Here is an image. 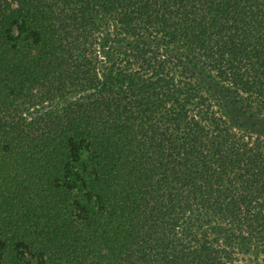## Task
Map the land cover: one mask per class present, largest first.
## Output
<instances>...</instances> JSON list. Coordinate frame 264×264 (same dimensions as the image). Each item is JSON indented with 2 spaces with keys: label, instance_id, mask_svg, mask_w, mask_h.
Instances as JSON below:
<instances>
[{
  "label": "trees",
  "instance_id": "trees-1",
  "mask_svg": "<svg viewBox=\"0 0 264 264\" xmlns=\"http://www.w3.org/2000/svg\"><path fill=\"white\" fill-rule=\"evenodd\" d=\"M232 107L264 115V0H0V264H264Z\"/></svg>",
  "mask_w": 264,
  "mask_h": 264
},
{
  "label": "rangeland",
  "instance_id": "rangeland-1",
  "mask_svg": "<svg viewBox=\"0 0 264 264\" xmlns=\"http://www.w3.org/2000/svg\"><path fill=\"white\" fill-rule=\"evenodd\" d=\"M231 111L237 118L238 122L245 124L244 126L248 129L264 131V115H259L255 112L246 113L237 107H232Z\"/></svg>",
  "mask_w": 264,
  "mask_h": 264
}]
</instances>
